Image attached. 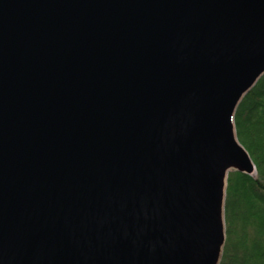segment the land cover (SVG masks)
I'll use <instances>...</instances> for the list:
<instances>
[{
	"label": "water",
	"instance_id": "95a60500",
	"mask_svg": "<svg viewBox=\"0 0 264 264\" xmlns=\"http://www.w3.org/2000/svg\"><path fill=\"white\" fill-rule=\"evenodd\" d=\"M262 74L264 0H0V264H219Z\"/></svg>",
	"mask_w": 264,
	"mask_h": 264
},
{
	"label": "trees",
	"instance_id": "16d2710c",
	"mask_svg": "<svg viewBox=\"0 0 264 264\" xmlns=\"http://www.w3.org/2000/svg\"><path fill=\"white\" fill-rule=\"evenodd\" d=\"M234 125L255 174H228L219 264H264V74L239 101Z\"/></svg>",
	"mask_w": 264,
	"mask_h": 264
},
{
	"label": "rangeland",
	"instance_id": "374dc122",
	"mask_svg": "<svg viewBox=\"0 0 264 264\" xmlns=\"http://www.w3.org/2000/svg\"><path fill=\"white\" fill-rule=\"evenodd\" d=\"M254 174H255V173H254ZM254 174H253V175H254Z\"/></svg>",
	"mask_w": 264,
	"mask_h": 264
}]
</instances>
